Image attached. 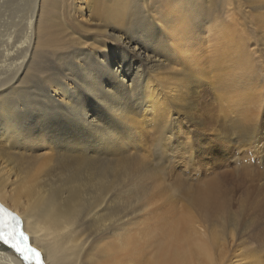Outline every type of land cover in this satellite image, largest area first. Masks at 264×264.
<instances>
[{
  "label": "bare ground",
  "instance_id": "1",
  "mask_svg": "<svg viewBox=\"0 0 264 264\" xmlns=\"http://www.w3.org/2000/svg\"><path fill=\"white\" fill-rule=\"evenodd\" d=\"M244 1L256 11L254 32L262 33L264 0ZM241 5V0H0V17H11L0 47V209L19 219L17 230L26 238L14 241L25 248L24 255L0 240V264L104 259L122 264L124 258L132 264H217L211 248L226 245L237 219L233 212L228 222L224 218L230 209L216 181L184 192L181 212L170 220L162 216L159 233L145 231L150 240L140 231L129 232L122 211L139 194L140 177L148 174L133 169L144 140L152 144L156 167L163 164L158 148L166 140L171 162L179 160L185 149L182 116H189L183 110L195 108L212 88L201 72L213 73L207 77L211 82L229 83L213 88L234 91L222 96L230 105L220 108L227 113L212 124L217 137L228 149L260 150L264 166L260 91L244 79L263 68L249 49L254 41L236 27L241 22L233 14ZM88 22L98 33L84 39ZM101 37L117 42L116 54ZM69 38L79 45L68 53L70 61L57 73L40 76L46 49L55 52ZM30 77L35 78L30 84L16 86ZM232 155L235 162L241 158ZM52 172L59 174L57 182L46 178ZM246 176L237 173L239 188ZM124 182L131 187L128 195L121 189ZM260 194L264 197L262 189ZM192 210L216 214L222 228L208 231ZM86 226L99 233L92 242L81 237ZM27 248L38 255H29Z\"/></svg>",
  "mask_w": 264,
  "mask_h": 264
},
{
  "label": "rangeland",
  "instance_id": "2",
  "mask_svg": "<svg viewBox=\"0 0 264 264\" xmlns=\"http://www.w3.org/2000/svg\"><path fill=\"white\" fill-rule=\"evenodd\" d=\"M73 1L76 3L78 0ZM241 3L240 9L233 14L234 20L237 19L241 22V24L236 27L245 31V37L249 39V43L254 41V44H250L251 46L249 49H252V51L255 50V54L253 53V55L257 60L259 59V65L263 68L261 71L256 72L257 75L248 74L249 78L244 79L250 85H255L257 87H255V89H257L256 91H260V98L262 101H260V115H258V121H260L262 125L260 127V135L264 137V31L260 34L254 32V27H257L258 24L255 17L256 11L251 7L250 3H246L244 0H241ZM0 18L2 21L4 20V25H1L0 21L1 47L2 40L7 36L6 32L8 27H10L8 22L11 20V17L10 15H5ZM73 27L76 28L77 31L83 30L78 29L75 24ZM228 27V29H231L233 25L232 27ZM86 28L87 30H83L86 31L84 32L86 38H84V36H79L80 38L90 39V36L92 37L94 34L98 33V31L95 30L98 26L92 24V22H88ZM75 37L76 36H74V38ZM72 38L68 39L69 41H67L68 43L65 47L61 49L58 48L55 52H52L54 49H46L48 51L45 52L41 58L44 65V73L40 76L46 73H57L58 69L70 61L71 55L68 53L73 46L79 47L75 40L72 41ZM101 41L107 44V49H111V52L115 54L117 53L119 49L117 42L106 38H102ZM87 47L90 48L91 46L86 44L84 49L87 50ZM102 49L105 48L103 47ZM1 58L0 56V59ZM159 70L162 76H165V70L161 68H159ZM200 74L204 76V81L210 84L212 88H210V90L207 88V91L209 90L208 94H201L195 108H186L183 110V112L188 111L189 113L188 117H185L183 114L181 123V125H186L182 137L183 144H185L184 151H181L178 161L171 162V142L168 140L163 141L161 143V148H158L163 164H159L158 167H156L154 163L158 159L155 154L152 153V147L150 149L152 144L148 139L144 140L140 154L136 152L134 154L133 169L143 174H146L148 171V174L144 177H140V192L132 201L125 204L126 206L122 211L125 217H123L124 219L122 220L129 221L126 225L129 232L134 233L140 231L144 240H150L147 237L148 233L145 231L148 230L152 231L151 233H159L156 227L162 216H167L169 220L176 217L186 204L183 197L184 192H195L208 181L214 180L219 185H222V189L225 190L224 199L230 209L224 213V218L228 222L229 214L233 212L237 219V224L235 229H233L234 231L231 239L225 236L226 245L223 246H226V248H221L223 246H214L211 248L216 263L264 264V205H260V197H263V194H260V190L262 189V192H264V166L260 164V155L263 153H260V150L256 152V150L252 149L246 152V147H241L240 149L231 147L228 149L227 142L217 137L212 124L217 123L218 119L227 113L224 110L220 112V108L230 105L222 99V96L226 95V93L232 96L234 91L224 90L223 88H213L215 85L225 86L229 83L222 79L211 82L212 80H209L207 77H212L213 73L208 74L201 72ZM200 74L198 76L202 78ZM32 79L34 80L35 78L30 77L28 81L20 82L16 84V86L23 87L30 84ZM209 110H212L214 113H208ZM145 116L149 117L150 114L146 113ZM209 127L211 130H209ZM196 130H199V133L195 138ZM262 150L264 149H261V151ZM42 152L43 151H41V153ZM231 152L239 153L241 158L237 162L233 161L230 158L233 156ZM244 153L246 154L245 157H243ZM117 157L122 158L120 155ZM32 167V165H29V168ZM238 172L244 174L247 172L249 174V176L245 177L247 178V183L243 188H239L236 182ZM54 174L55 173L52 172L51 175L46 178H52V180L57 182L60 179L58 177L59 174L57 176H54ZM221 175L225 176V180L219 178ZM250 176L253 178L249 179ZM13 178L14 177H12L11 180ZM233 178L234 182L232 181ZM124 183L126 185L121 186V189L125 190L128 195L129 193L127 192H130L131 187L129 183ZM191 212L197 216L200 223H202L204 228L208 231L210 229L220 230L222 228V222L215 218L216 214H212L211 217H208L207 215H200L194 210ZM227 222L224 223V226L227 225ZM228 227L229 225L225 226V228ZM144 233H146V237H144ZM81 234V237H87L88 241L92 242L99 233L95 228L86 226L81 230ZM104 235L105 238L109 236V233ZM222 249L225 251H222ZM153 250V245L148 246L147 255H150ZM105 260L106 259L101 260L96 264H107ZM122 264L132 263L129 259L124 258Z\"/></svg>",
  "mask_w": 264,
  "mask_h": 264
},
{
  "label": "snow or ice",
  "instance_id": "3",
  "mask_svg": "<svg viewBox=\"0 0 264 264\" xmlns=\"http://www.w3.org/2000/svg\"><path fill=\"white\" fill-rule=\"evenodd\" d=\"M18 224L19 219L14 214L0 209V240H2L4 243L12 242L11 247H13L21 255H24L25 248L14 242L17 240L23 241L26 239L24 233L17 230ZM26 251L29 255H38L37 250L34 248H27Z\"/></svg>",
  "mask_w": 264,
  "mask_h": 264
}]
</instances>
